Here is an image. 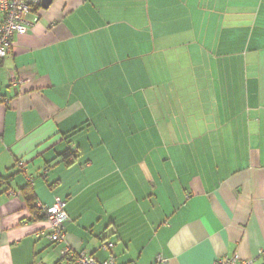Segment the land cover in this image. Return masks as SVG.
Listing matches in <instances>:
<instances>
[{
    "label": "crops",
    "instance_id": "crops-1",
    "mask_svg": "<svg viewBox=\"0 0 264 264\" xmlns=\"http://www.w3.org/2000/svg\"><path fill=\"white\" fill-rule=\"evenodd\" d=\"M35 13L0 63V264L103 261L106 241L117 264L255 257L264 0H53ZM28 192L34 206L65 202L64 241Z\"/></svg>",
    "mask_w": 264,
    "mask_h": 264
},
{
    "label": "built area",
    "instance_id": "built-area-1",
    "mask_svg": "<svg viewBox=\"0 0 264 264\" xmlns=\"http://www.w3.org/2000/svg\"><path fill=\"white\" fill-rule=\"evenodd\" d=\"M40 7L41 0H0V63L11 52L13 38L26 34L30 27L39 21V16L35 11ZM18 166L22 167L23 162L19 161ZM35 207L48 222L51 230V233L48 235L49 240L51 242L64 241V223L68 219L65 212V202L58 198L50 206L36 203ZM113 247L114 243L111 241L102 243L101 250L108 253L106 259L103 261H97L92 255L81 253L77 256L76 263L117 264L115 257L111 253ZM68 253L67 249L62 251L63 256ZM260 258H264V246L255 257L250 259H242L238 253H234L231 256L217 259L214 264H255Z\"/></svg>",
    "mask_w": 264,
    "mask_h": 264
},
{
    "label": "trees",
    "instance_id": "trees-1",
    "mask_svg": "<svg viewBox=\"0 0 264 264\" xmlns=\"http://www.w3.org/2000/svg\"><path fill=\"white\" fill-rule=\"evenodd\" d=\"M67 156H68V154H67ZM25 197L27 199V203H28L30 209L32 210V212L36 213L37 215L40 214L39 210L33 205V195H32V193L31 192L26 193ZM40 217L43 218V216L41 214H40Z\"/></svg>",
    "mask_w": 264,
    "mask_h": 264
},
{
    "label": "water",
    "instance_id": "water-1",
    "mask_svg": "<svg viewBox=\"0 0 264 264\" xmlns=\"http://www.w3.org/2000/svg\"><path fill=\"white\" fill-rule=\"evenodd\" d=\"M53 0H41V7L43 9H47L51 3H52Z\"/></svg>",
    "mask_w": 264,
    "mask_h": 264
}]
</instances>
